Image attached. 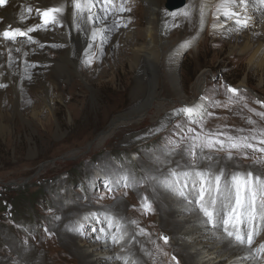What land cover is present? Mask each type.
I'll return each mask as SVG.
<instances>
[{"label": "bare ground", "instance_id": "6f19581e", "mask_svg": "<svg viewBox=\"0 0 264 264\" xmlns=\"http://www.w3.org/2000/svg\"><path fill=\"white\" fill-rule=\"evenodd\" d=\"M138 1L145 8L147 24L143 35L144 42L141 44L138 43L139 35L136 30L130 31L129 27L118 25V21L124 23L125 19H117L108 14L110 8L105 0H88L90 7L81 13H77L72 0H8L5 6L0 7V33L16 28L27 32L28 28L43 25L41 14L45 10L63 9L60 13H54L57 23L44 25L28 33L32 37L31 41L22 35L21 40L15 38L12 41L0 35V84H9L8 89L0 92V134L7 136L12 132L7 122L8 118L13 120L19 116L23 122L30 125L39 120V115L44 110L50 117L54 116V104L58 100H63V93L68 90L62 82L76 77L83 81L85 87H90L91 76H88L90 71L87 65L80 67V60L90 53L94 40L98 42L97 46L95 45V53L98 55L95 56L102 60L100 54L104 50H107L105 53L108 57L112 55L119 57L123 55L122 45L127 46L128 42H133L128 45L133 58L132 69L137 72L140 68L146 67L152 73L155 70L159 71V77L153 73L149 80L142 79L141 83L136 84L134 92L137 93V97L134 103L127 110L115 114L107 126L96 133L92 142H96L97 146L102 145L117 130L131 122L137 123L133 119L144 117L153 107L156 108L157 117L154 128L162 126L179 112L196 120L202 119L208 105L197 95L202 92L206 73L202 71L195 82L197 95L188 97L183 89L179 71L183 53L198 41L211 22L214 23L213 33L230 35L232 39L237 40L245 37L243 46L237 48V45H232L231 50L238 51L240 56H248L250 68L264 69V40L254 39L264 34V0H185L184 5L180 7L182 11L176 12L178 13L176 16L172 15L174 12H165V16L161 15L165 0ZM184 12L188 15L179 16V13ZM175 21L183 22V25H179L176 35H171L169 30ZM108 24L118 26L121 32L107 44L102 40L104 38L102 31ZM244 25L249 27L245 36L236 32L238 27ZM41 42L57 43L61 46L53 49L58 57L51 61L45 56V50L50 47L46 45L44 49ZM47 61H51V64L46 75L34 77L32 71L35 66L32 62L39 64ZM161 77L162 81L159 79ZM164 79L167 84H163ZM244 81L246 80L240 81L238 86L245 87ZM54 92L56 95H53ZM32 93H35L38 101L33 99ZM188 108L194 111L191 114L184 111ZM46 127L47 125L41 134H45ZM147 133H132L123 138L122 143H137ZM55 134L57 140L63 136V132L59 130ZM75 152L69 154L73 155ZM36 153L34 148L29 147L27 157L31 159ZM171 158L172 155L165 157V163L155 172V176L161 180L160 184L157 181L150 182L152 179L145 182L147 199H140L144 202L147 214L155 216L159 221V225L154 228H150L154 225H147L148 221L139 216V211L127 209L130 200L127 203L113 202L93 213L91 210H95L94 205L74 204L76 200L73 194L71 191H65L67 187L62 181L60 190L64 193L60 194L55 188L52 196L63 218L51 219L49 222L52 230L58 235L61 250L71 253L77 264H151L154 252L152 248L146 246L156 241L160 248L165 244L170 246L158 255L163 257L165 251L168 252L169 249L172 251L165 264H264V232H261L264 229L262 225L264 163H259V170L242 169L240 174L230 173L223 178L213 170L206 172L196 169L193 173L188 166L185 167L188 160L183 156L180 157L177 166L171 163ZM149 174L150 177L151 173ZM103 176L100 170L94 173L95 178H100L97 186L104 182L107 186V180L111 183L116 182L118 178L117 174H110L107 178H102ZM216 177H220L218 186ZM233 177L241 182L240 206L236 204L237 183ZM246 181L251 183L245 184ZM48 186L47 188H50L52 184ZM202 190L204 195L201 200ZM65 197L70 201L72 199V202ZM250 199L252 204L247 206ZM206 207L210 208L207 210ZM204 209L212 213L211 218L205 215ZM108 213H111L110 219L103 217ZM134 214L138 217L135 218ZM129 217H133V220H129ZM225 220L229 222L225 224ZM78 223H81L80 227H77ZM260 226L258 239L248 244V236L251 235L253 238V234ZM152 229L161 231L160 235L165 233L168 241L160 244L156 237L157 232L152 233ZM228 232H232L233 235L228 236ZM236 235L244 237V242H238L235 239ZM10 247L12 253L7 259L9 264H46L44 261L46 256L42 255L43 253L36 250L28 251L14 245L13 242Z\"/></svg>", "mask_w": 264, "mask_h": 264}, {"label": "rangeland", "instance_id": "374dc122", "mask_svg": "<svg viewBox=\"0 0 264 264\" xmlns=\"http://www.w3.org/2000/svg\"><path fill=\"white\" fill-rule=\"evenodd\" d=\"M109 8L110 16L125 19L124 23L118 21V25L129 27L130 31L136 30L139 35L138 43H143L147 26L143 4L138 0H113ZM173 10L164 6L161 15L182 11L181 8ZM225 19L229 21L228 18ZM212 24L214 23H209L198 41L183 53L179 71L183 89L188 97L197 95L195 82L202 71L206 73L202 92L197 95L208 105L202 119L196 120L179 112L162 126L154 128L157 117L156 108L153 107L145 118L141 116L133 119L137 123L131 122L117 130L102 145H95L96 142L92 141L96 133L105 128L115 114L127 110L134 103L137 97L134 92L136 84L141 83L142 79L149 80L153 73L159 77L158 70L152 73L148 68L142 67L137 73L132 69L133 58L128 45L133 42H128L127 46L122 45L123 55L119 57H108L105 53L107 50H104L100 54L102 60L95 56L98 43L96 40L93 41L90 53L80 60V67L87 65L91 72H88V76H91L90 87H85L80 78L74 77L62 82L68 90L64 91L63 100L54 104V116L50 117L44 110L39 115V122L35 121L30 125L23 122L19 116L13 120L7 119L12 132L7 136L0 134V264L8 263L7 259L12 253L11 242L28 251L43 253L42 255L46 256V264H77L71 253L61 250L58 235L49 225L51 219L63 218L52 196L55 188L60 194L64 193L60 190L62 181L67 187L65 191H71L73 194L76 200L74 204L94 205L95 210H91L93 213L113 202L127 203L130 200L127 209L139 211V216L148 221L147 225H154L150 228H154L159 225V221L155 216L147 214L144 202L140 199H147L145 187L148 181H161L155 176V172L165 163V157L172 155L171 163L177 166L183 156L188 160L187 165L183 164L193 173L196 169L206 172L213 170L223 178L230 173L240 174L242 169L259 170V163H264V69L250 68L248 56H240L238 51L231 50L232 45H237V48L243 46L245 37L237 40L232 39L230 35L213 33ZM179 25L182 26L183 22L175 21L169 33L176 35ZM248 30L249 27L244 25L238 27L236 32L245 36ZM102 32L104 38H107L102 40L108 44L121 31L118 26L108 24ZM20 37L17 36L16 40H21ZM254 39L262 41L264 34ZM41 43L44 49L46 45L50 47L45 50V56L51 61L58 57L53 49L61 46L51 42ZM105 48L107 49V46ZM51 61L39 64L32 62L35 66L32 71L34 77L46 75ZM159 79L162 81L163 78ZM242 80H246L245 87L238 86ZM163 81V84H167L165 79ZM0 85H4L0 87V92L9 87L8 83ZM230 88L236 89L237 92H230ZM32 96L36 100L35 93H32ZM45 125V134H41ZM55 130L63 132L60 140L55 138ZM143 132L148 133L139 142L122 143L126 136ZM221 141L222 144L219 143ZM233 143L239 147H231ZM29 147L37 151L31 159L27 157ZM70 152L75 154H69ZM98 170L101 171V176L104 175L102 178L117 174L116 182L110 183V180H107V186L105 182L97 186L100 178H95L94 173ZM262 176L261 174L260 177ZM198 181L200 184V180ZM51 184L52 187L47 188ZM100 190L102 192H99ZM140 194L144 196L141 197ZM65 199L70 201L67 197ZM250 204L251 199L247 206ZM206 208L208 210L210 207ZM103 217L110 219L111 213ZM134 217L138 216L134 214ZM129 220H133V217H129ZM211 223L214 224L213 221ZM80 224L78 223L77 227H80ZM261 226L253 234L250 244L258 239ZM81 229H84V225ZM151 232L156 233L157 230L152 229ZM160 232H157L156 237L162 244L165 241ZM261 232H264V229ZM163 234L166 237V234ZM146 247L152 248L154 252L151 264H165L172 252L169 249L164 252L163 257L158 255L170 246L165 244L160 248L156 241L148 243ZM173 257L178 260L176 256Z\"/></svg>", "mask_w": 264, "mask_h": 264}, {"label": "snow or ice", "instance_id": "6c2138e0", "mask_svg": "<svg viewBox=\"0 0 264 264\" xmlns=\"http://www.w3.org/2000/svg\"><path fill=\"white\" fill-rule=\"evenodd\" d=\"M7 2V0H0V6H3L5 3ZM112 2V0H105V3L106 4H110ZM72 3L77 11V13H81L83 11L86 10L87 7H90V4H88V0H72ZM30 11V9H29ZM63 9L62 8H55V9H47L45 10L41 15L43 17V25H37L36 28H40V27H43L44 25H48V24H55L57 23V17L56 15H54V13H60L62 12ZM121 11H123V8L121 9ZM172 15H176V13H172ZM184 15H188L187 12H184ZM227 15V13H226ZM36 28H28L27 29V32H23L21 31L19 28H16V29H13L11 31H4L3 33H0V35H2L5 39H8V40H14L17 36H27L28 40L31 41L32 40V37L28 35V33L32 32V31H35ZM4 85H0V87H3ZM230 92L232 93H236L237 90L236 89H232L230 88L229 89ZM259 103V101H258ZM184 111L188 112L189 114H191L194 109L192 108H188V109H185ZM219 143H223L222 141L219 142ZM211 146V145H209ZM248 147H251V145H246ZM231 147L233 148H236V147H239L238 144H235L233 143L231 145ZM251 175V174H249ZM219 179L220 177H216V180H217V186H218V182H219ZM233 179L236 181L237 183V188H236V204L237 206H240L242 204V199H241V182L236 178V177H233ZM258 179V178H257ZM245 184H250L251 181H246L244 182ZM250 190V189H249ZM203 190L201 191V200L203 199ZM253 200H254V193H253ZM205 211V215L208 216L209 218L212 217V213L207 211L206 209L204 210ZM229 221L228 220H225L224 223L227 224ZM228 236H232L233 233L232 232H228L227 233ZM165 242H167V238L165 237ZM235 239L238 241V242H244V237H242L241 235H236ZM247 242L250 244L252 242V237L251 235L248 236L247 238Z\"/></svg>", "mask_w": 264, "mask_h": 264}, {"label": "water", "instance_id": "95a60500", "mask_svg": "<svg viewBox=\"0 0 264 264\" xmlns=\"http://www.w3.org/2000/svg\"><path fill=\"white\" fill-rule=\"evenodd\" d=\"M185 0H166L165 6L168 10L180 8L184 5ZM163 235V234H162Z\"/></svg>", "mask_w": 264, "mask_h": 264}]
</instances>
